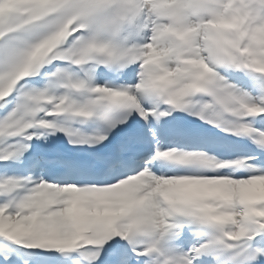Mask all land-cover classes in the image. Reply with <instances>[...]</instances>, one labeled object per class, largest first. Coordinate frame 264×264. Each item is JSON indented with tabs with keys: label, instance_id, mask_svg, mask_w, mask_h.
Wrapping results in <instances>:
<instances>
[{
	"label": "snow or ice",
	"instance_id": "obj_1",
	"mask_svg": "<svg viewBox=\"0 0 264 264\" xmlns=\"http://www.w3.org/2000/svg\"><path fill=\"white\" fill-rule=\"evenodd\" d=\"M0 264H264V0H0Z\"/></svg>",
	"mask_w": 264,
	"mask_h": 264
}]
</instances>
